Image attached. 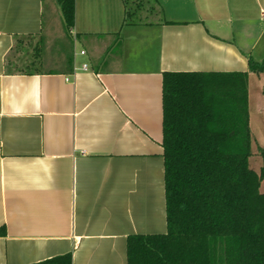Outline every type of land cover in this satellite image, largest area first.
<instances>
[{"label": "crops", "instance_id": "obj_1", "mask_svg": "<svg viewBox=\"0 0 264 264\" xmlns=\"http://www.w3.org/2000/svg\"><path fill=\"white\" fill-rule=\"evenodd\" d=\"M51 1L0 0V264H128L129 236L167 233L164 73H247L264 125V0H75L80 52L11 72Z\"/></svg>", "mask_w": 264, "mask_h": 264}, {"label": "trees", "instance_id": "obj_2", "mask_svg": "<svg viewBox=\"0 0 264 264\" xmlns=\"http://www.w3.org/2000/svg\"><path fill=\"white\" fill-rule=\"evenodd\" d=\"M56 1L70 33L75 0ZM249 67L264 74V60ZM163 109L167 233L129 236L128 264H264V164L249 167L248 74L166 72ZM35 264H72V255Z\"/></svg>", "mask_w": 264, "mask_h": 264}, {"label": "rangeland", "instance_id": "obj_3", "mask_svg": "<svg viewBox=\"0 0 264 264\" xmlns=\"http://www.w3.org/2000/svg\"><path fill=\"white\" fill-rule=\"evenodd\" d=\"M138 1L133 0L135 5L139 7ZM55 3L57 4V1L52 0L51 4L48 5V10L52 12L53 17L51 16L52 19L50 20L46 16L47 20L44 32L35 37H24L17 42L13 54L9 59L11 72L60 71L63 70L70 58L76 55L77 51L78 53L80 52V44L74 36L66 31L61 11H56ZM257 105L255 103L254 107L256 108ZM252 123H254L255 131L251 129L253 140L249 167L251 170L259 173L264 164L262 156V152H264V125H262V116L259 113H254ZM259 145H262L263 148ZM260 191L264 193V179L261 182ZM221 252H223L222 248H220V255Z\"/></svg>", "mask_w": 264, "mask_h": 264}, {"label": "built area", "instance_id": "obj_4", "mask_svg": "<svg viewBox=\"0 0 264 264\" xmlns=\"http://www.w3.org/2000/svg\"><path fill=\"white\" fill-rule=\"evenodd\" d=\"M82 54H84V52H82ZM83 68H84V69H86V68H87V66H86V65H84V66H83Z\"/></svg>", "mask_w": 264, "mask_h": 264}]
</instances>
